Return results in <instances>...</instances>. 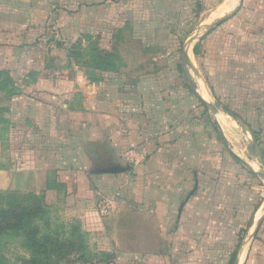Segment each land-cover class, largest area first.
Returning a JSON list of instances; mask_svg holds the SVG:
<instances>
[{
    "label": "crops",
    "instance_id": "0c3cea01",
    "mask_svg": "<svg viewBox=\"0 0 264 264\" xmlns=\"http://www.w3.org/2000/svg\"><path fill=\"white\" fill-rule=\"evenodd\" d=\"M25 34L50 35L48 46L62 51L65 63L49 74L44 60L37 66L28 58L20 60L18 39ZM162 35L164 45L159 43ZM90 46L117 54L119 69L95 72L96 80H90L82 61L67 59L69 50ZM123 50L132 52L123 56ZM143 50L169 55L179 50L183 63L172 67L171 57L151 58L145 64L162 67L141 73L146 66L141 63ZM20 61L31 68L30 74L48 76H39L21 96L26 99L23 128L11 125L13 177L25 192L44 194L47 205L48 198L53 204L65 203L97 240L109 237L118 252L111 264H193L178 262L194 252H186L185 245L172 249L170 237L191 243L198 234L195 226L206 216L208 203L198 202V192L202 179L217 169L206 168L210 159L204 155V137L209 129L250 178V212L244 223L230 222L236 246L223 264H229L236 248L233 264L237 257L244 264L255 248L264 251V0H0V65L15 84L17 74L24 72L15 69ZM186 67L192 82L189 96L170 92L165 97L163 92ZM152 84L150 102L142 85L150 89ZM91 85L99 91L87 92ZM210 97L214 103L207 101ZM194 99L203 116L212 114V121L210 116L205 121L195 117ZM21 131L26 139L20 145L15 136ZM246 141L248 162L240 155ZM84 157L92 162L88 176ZM107 165L129 170L97 174ZM99 178L106 180V201L112 206L106 220L104 207L93 205L92 181ZM119 185L127 194L116 201ZM135 213L148 217L145 226L157 228L156 233L120 232V226H127L120 218ZM210 222L208 216L204 225ZM123 236L141 242V250L120 247Z\"/></svg>",
    "mask_w": 264,
    "mask_h": 264
},
{
    "label": "rangeland",
    "instance_id": "374dc122",
    "mask_svg": "<svg viewBox=\"0 0 264 264\" xmlns=\"http://www.w3.org/2000/svg\"><path fill=\"white\" fill-rule=\"evenodd\" d=\"M191 9V8H189ZM195 7L193 8V10ZM172 21H175V19H172ZM182 22L185 23V19H182ZM196 22L193 19V24ZM190 24V21L188 23V26ZM181 36V35H179ZM20 39H18V43L22 44V49L19 51V59L23 60L25 58H28L27 60L32 61L33 63L38 65V62L46 64V66L50 67V71H47L49 74L53 73L55 69L59 68L61 63H65V60H63L64 54L60 50L52 49L48 46V40L50 35L46 34H36L33 36H28L25 34V37L23 35H19ZM25 39H28V42H26ZM167 42V39L165 36H160L159 43L164 45ZM123 56H129L132 51L123 50L121 51ZM171 55H169V51H163V50H143L141 51V63L145 64L147 63L148 59L151 58H158V59H167L172 58V67L174 63H183V59L181 56V53L179 50L171 51ZM160 61V60H158ZM161 63V61L159 62ZM21 61L19 63V66H15V69H22L24 72L20 74L19 72L17 76L19 79H16L18 82L16 85V91L15 95L10 98V100L5 99L4 95H0V108H7L8 112H3L1 114V117L3 119H6V124H0V208H3L7 205L8 200L11 198H18L24 193H34V192H25L24 190L20 189L17 185V179H15L13 176L15 175V172H13V163L11 162V150L13 149V145L10 143L11 138V125H15L18 123L23 128V119L26 117L25 114V100L23 96L28 88V86L32 85L33 82L39 78V76H48L45 73H42V71L36 73L35 75L30 74L29 69L25 67L23 64L21 66ZM43 64V65H44ZM146 66H141V73L145 72V70L149 71V73L157 72L158 69L162 66H155L145 64ZM66 66V64H64ZM70 67V66H69ZM195 67L196 64H195ZM8 71L10 74V71L7 70L4 66L0 65V71ZM188 68H185L184 73H178V77L173 80L171 88L167 87V89L163 92L165 97L169 98L170 92H172L173 96H185L186 94L189 96V89H191V80L188 74ZM16 72V71H15ZM73 72V69L71 68L70 71H67V76L71 77V74ZM29 73V74H28ZM32 73V72H31ZM24 76V78H21ZM76 75L81 76L82 74L78 71H76ZM103 89V88H101ZM100 89V90H101ZM142 89L149 90V96L147 100H150L152 102V99H154V90L155 86L154 84L151 85L150 89H146L142 85ZM87 92H91L94 94L95 92L99 91L95 86L91 85L86 88ZM200 91V89H199ZM168 92V93H167ZM142 97V96H141ZM145 99V98H144ZM207 101L210 103H214L212 98L210 97ZM81 102H84V99L82 98ZM149 103V102H148ZM153 107V103L151 105ZM195 111V117L197 116H203L202 108L200 107V104L194 99V109ZM145 113V112H144ZM149 110L147 111L148 114ZM152 113V109H151ZM21 115V117H19ZM86 116V114H85ZM207 117H211L210 120L212 121V114L209 112L208 114L204 113L203 119L206 120ZM214 119V118H213ZM144 120V119H143ZM229 120V119H228ZM201 121V120H200ZM233 124V123H232ZM234 125V124H233ZM235 131L238 132L240 129L239 127L235 126ZM2 129V131H1ZM238 130V131H237ZM20 132V131H18ZM21 133H17V138L19 141L18 143L21 145V140L26 139L24 135ZM208 135L204 137V143L206 141L205 146V156L209 157L210 161L209 164L206 166L209 170L213 166H215L217 169L215 170L216 173H211L208 176H206L205 179H202V184L200 187V191L198 192L199 196L198 202H202V200L207 201L208 208L206 211V216L202 219L203 224H200L198 226H195V229H197L198 234L195 236L193 241L191 243H179L180 240H177L175 235H171V246L172 249L176 248L177 245H185L184 249L185 251H192L194 252V255L186 256L179 259V263H193V264H223L226 260L225 255L229 254L236 246L235 239H233L232 234V228L230 227V222L234 221H245V219L248 217L250 212V204L249 202V183L250 178L248 173H246V168L241 167L242 165H236L233 160L229 156V149L227 146L223 145L218 139L216 138L215 133L211 132L209 129ZM228 135H233L232 132H230ZM210 136V137H209ZM242 136V135H241ZM247 138V137H246ZM248 139V138H247ZM228 141V140H227ZM25 143V142H24ZM247 141L245 144L243 155L240 153L241 157H243L245 162H248V150H247ZM152 148V147H151ZM150 148V149H151ZM149 151V149H148ZM237 151V150H236ZM218 160V161H217ZM83 166L85 167V173L88 176V170L90 169L92 162L89 159L83 158ZM217 161V162H216ZM219 165V167H217ZM207 169V170H208ZM91 176V175H90ZM92 177V176H91ZM121 176L120 178H122ZM118 177V179H120ZM107 179V178H103ZM92 181V180H91ZM106 180H100L96 179V181H92V185L94 187V190L92 191L94 193V199H93V205L96 207V209L103 208L105 213H101L103 218L109 219L110 214L112 212V206L109 205V202H107V196L106 191L108 188H106V185L104 183ZM15 188V189H14ZM122 188H125L122 190ZM220 190V194L217 193V190ZM130 191H133V189ZM35 194V193H34ZM116 194V195H115ZM127 194V188L121 187L119 185L117 187V192L114 193V198L117 200L122 199L123 195ZM38 196H42L44 203H45V197L44 194L40 193L37 194ZM202 199V200H201ZM48 201L51 202V205H46L49 207V214H48V224L45 223L40 224V228L42 229V232L49 233L52 236H57L60 239H67L69 238L73 233L74 229L78 226L81 233H84V238L82 241H78V238L74 237V242L72 245H74V249L69 250L67 252V249H63L62 253L66 255V261H62L59 264H111L114 263L115 260L118 258V252L114 248L112 241L108 239L103 240H97V237L95 235H92L88 232H86L80 223V220L78 217L73 216L69 211L65 209L66 204L65 203H55L53 204V199L48 198ZM141 201L146 203L145 199L141 198ZM196 203V202H195ZM210 209H214L210 213ZM174 211V210H173ZM173 211L172 214H173ZM210 214V215H209ZM211 218V222L209 225H204L205 220L207 217ZM172 217V215H171ZM125 223L127 226H120V232H123L124 230L130 231L131 233H138L141 232V230H146L150 234L156 233L157 228L145 226L148 224L147 219L148 217H144L143 215L138 216L135 214H129L125 215L120 218V220ZM244 223V222H243ZM191 228L194 227V224L190 226ZM203 231V234L201 232ZM208 231L206 234L205 232ZM124 235V234H123ZM127 236V235H126ZM129 237V236H127ZM124 238V236H123ZM71 239V237L69 238ZM128 238L121 239L119 242V246L122 248L125 247H134L137 249V251L141 250V242H135L127 240ZM64 241V240H63ZM131 243V244H130ZM169 243V242H168ZM262 244V243H261ZM134 245V246H133ZM249 247V243L245 247ZM160 248L162 249L161 245ZM255 250H251L247 256V258H243L244 264H264V251L262 249H258L257 252ZM201 251V255H198V252ZM0 253L3 255L4 260L7 261V264H21L19 261V258L25 257L28 258L30 253L28 250L21 247L20 243V237H9V238H2L0 241ZM103 254L110 255V258L108 256V262L103 256ZM190 254V253H189ZM224 255V256H223ZM138 259V258H137ZM245 259V260H244ZM68 260V261H67ZM137 260L134 262L132 261L131 264H137Z\"/></svg>",
    "mask_w": 264,
    "mask_h": 264
},
{
    "label": "trees",
    "instance_id": "16d2710c",
    "mask_svg": "<svg viewBox=\"0 0 264 264\" xmlns=\"http://www.w3.org/2000/svg\"><path fill=\"white\" fill-rule=\"evenodd\" d=\"M67 59L82 61L86 69V75L90 80H96L95 72H115L120 67V59L117 54L98 50L94 46L87 49H71L67 52ZM16 85L8 71H0V95L10 100L15 95ZM7 108H0V124H6V119L1 117ZM2 131V129H1ZM1 139V135H0ZM49 207L44 203L43 197L34 193H24L18 198H11L5 207L0 208V241L2 238L20 237L21 247L28 250V258L21 257V264H59L66 261L63 249H74V237L82 241L84 233L79 227L74 229L71 239H60L42 232L41 223L48 224ZM237 248L233 253L229 264L234 263ZM105 259L110 255L103 254ZM68 261V260H67ZM108 262V260H107ZM0 264H7L0 253Z\"/></svg>",
    "mask_w": 264,
    "mask_h": 264
},
{
    "label": "water",
    "instance_id": "95a60500",
    "mask_svg": "<svg viewBox=\"0 0 264 264\" xmlns=\"http://www.w3.org/2000/svg\"><path fill=\"white\" fill-rule=\"evenodd\" d=\"M228 16L225 18L221 19L220 21L226 19ZM219 21V22H220ZM129 170V167H121L119 165H108L102 169L97 170V174H121ZM239 258L237 257L235 260V264H238Z\"/></svg>",
    "mask_w": 264,
    "mask_h": 264
},
{
    "label": "bare ground",
    "instance_id": "6f19581e",
    "mask_svg": "<svg viewBox=\"0 0 264 264\" xmlns=\"http://www.w3.org/2000/svg\"><path fill=\"white\" fill-rule=\"evenodd\" d=\"M204 91H205V89H203V91H202V92L204 93ZM207 98H208V97H207ZM221 116H222V114H221ZM222 120H223V119H222ZM225 126H226V125H225ZM233 126H234V125H233ZM226 129H228V128H226Z\"/></svg>",
    "mask_w": 264,
    "mask_h": 264
},
{
    "label": "built area",
    "instance_id": "2783aa9c",
    "mask_svg": "<svg viewBox=\"0 0 264 264\" xmlns=\"http://www.w3.org/2000/svg\"><path fill=\"white\" fill-rule=\"evenodd\" d=\"M101 213H102V214L104 213V209L101 210Z\"/></svg>",
    "mask_w": 264,
    "mask_h": 264
},
{
    "label": "flooded vegetation",
    "instance_id": "af4514ba",
    "mask_svg": "<svg viewBox=\"0 0 264 264\" xmlns=\"http://www.w3.org/2000/svg\"><path fill=\"white\" fill-rule=\"evenodd\" d=\"M107 166H108V165H107ZM99 167H100V166H99ZM104 167H106V166H104ZM104 167H100L99 169H102V168H104ZM99 169H98V170H99Z\"/></svg>",
    "mask_w": 264,
    "mask_h": 264
}]
</instances>
